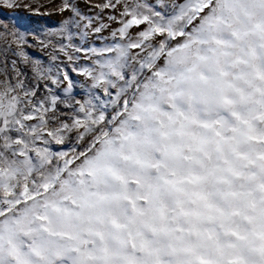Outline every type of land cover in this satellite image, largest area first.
<instances>
[{
	"label": "snow or ice",
	"instance_id": "obj_1",
	"mask_svg": "<svg viewBox=\"0 0 264 264\" xmlns=\"http://www.w3.org/2000/svg\"><path fill=\"white\" fill-rule=\"evenodd\" d=\"M0 264H264V0H0Z\"/></svg>",
	"mask_w": 264,
	"mask_h": 264
},
{
	"label": "rangeland",
	"instance_id": "obj_2",
	"mask_svg": "<svg viewBox=\"0 0 264 264\" xmlns=\"http://www.w3.org/2000/svg\"><path fill=\"white\" fill-rule=\"evenodd\" d=\"M81 10L84 11L86 14L90 15V12H87V10L83 7V5L81 6ZM21 12V15H28V13L25 10H19ZM48 19V23L50 24H54L56 21L59 20V16H52ZM106 22V21H105ZM31 51V50H30Z\"/></svg>",
	"mask_w": 264,
	"mask_h": 264
}]
</instances>
